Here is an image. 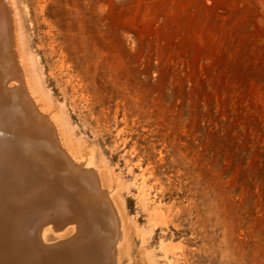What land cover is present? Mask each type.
<instances>
[{
    "label": "rangeland",
    "instance_id": "obj_1",
    "mask_svg": "<svg viewBox=\"0 0 264 264\" xmlns=\"http://www.w3.org/2000/svg\"><path fill=\"white\" fill-rule=\"evenodd\" d=\"M5 2L0 105L48 130L0 127L19 193L74 210L44 140L99 182L113 264H264V0ZM81 225L37 222L34 240L62 252Z\"/></svg>",
    "mask_w": 264,
    "mask_h": 264
},
{
    "label": "bare ground",
    "instance_id": "obj_2",
    "mask_svg": "<svg viewBox=\"0 0 264 264\" xmlns=\"http://www.w3.org/2000/svg\"><path fill=\"white\" fill-rule=\"evenodd\" d=\"M7 12L8 10L6 9L4 1L0 0V44L2 43L1 39L8 35L11 29V21L8 18L9 13ZM3 81L4 77L2 76L0 77V92L4 85ZM29 108L30 106L28 105L17 108L18 111H16V116L9 119L10 117L7 118L6 110L0 105V121H2L0 127L5 128L7 126H12L14 127L13 129H20L35 134L37 132V134H43L44 137L47 136L48 134H46V132H48V130L43 129L46 128V125L41 127L42 124L36 121L35 115H32L33 110ZM5 118L9 120L7 121ZM46 139L48 142L49 138ZM49 142L51 144V139ZM42 144L45 151H47L48 148V150L54 154H48V156L55 158L54 164L61 169L57 171L55 166L56 172L52 169V171H46L45 174H49L54 178L57 173L56 182L66 184L74 196H78L77 194H80V196L77 197V199L75 198L74 210L70 216H67V213L63 214V209L56 211L54 215L50 216L46 210V205L48 204L47 199L50 194L49 188L44 189V186L41 184L42 189L40 192L32 197H26L22 193H19L21 191V183L24 184L29 180L18 172V167L13 169L11 166L8 158L13 150L12 147L10 145H0V175L5 171H10V173L13 174L10 190L6 187L7 183L3 175L0 177V264H113V261H110V249L114 242V235L109 233L112 234L111 239L104 236L103 233H107H105V230H102V228H104L102 223L104 220L99 216H97V218H92L89 210L90 198L99 194L98 187L91 185L94 183V179L84 176L85 174L90 176V173L86 171L88 169L84 168L85 164L79 165L73 163L79 168V171L78 168L73 169L71 165L68 166L67 162L62 164L61 158L63 159V156L60 157L54 147H48L44 140ZM63 153L68 156L65 151ZM48 156L45 152L41 156V160L44 163L50 162L48 161ZM67 158L70 161L72 160L69 156ZM82 173H84V175ZM72 183L74 185H72ZM76 184L80 189H75L74 186ZM56 219H62V221L75 219L82 223L81 226H85L88 222L92 223L89 230H86L84 227H79L82 232L79 235L78 241L75 240V242H72L71 246L65 251H49V254H45L42 249H39V246L36 245V241L34 240V234L37 229L35 225L37 222L46 224ZM62 227L64 226H61L60 229Z\"/></svg>",
    "mask_w": 264,
    "mask_h": 264
},
{
    "label": "water",
    "instance_id": "obj_3",
    "mask_svg": "<svg viewBox=\"0 0 264 264\" xmlns=\"http://www.w3.org/2000/svg\"><path fill=\"white\" fill-rule=\"evenodd\" d=\"M4 2H5V0H4ZM6 3V2H5ZM17 81H18V79H17ZM20 85V82H17V84H15V87H17V86H19ZM12 87H14V86H11V88ZM39 116V118L41 117L42 119H44V117L42 116V115H38ZM58 145V144H57ZM85 168V167H84ZM96 182V181H95ZM93 183V184H91V185H94V186H96V187H99L100 188V184H98L99 182H97V183ZM102 193H104V191L103 190H101V188L99 189V194H97V195H94L92 198H90V202H89V207H90V214H91V216H92V218L93 217H95V218H97V216H99L101 219H103V220H105V217H106V215L108 214V209L110 208V204L107 202V204L105 205V204H103V203H101V202H99L98 201V197L102 194ZM93 205V206H92ZM102 222V221H101ZM91 223L92 222H88L87 224H86V230H87V228L89 229L90 228V226H91ZM102 223H104V222H102ZM57 232H63V231H59V230H56V233ZM74 235V234H73ZM72 235V236H73ZM72 236L68 239V240H66V241H60V242H58V243H54V244H51V246H55V247H63L64 245H68V243H69V240L72 238Z\"/></svg>",
    "mask_w": 264,
    "mask_h": 264
}]
</instances>
